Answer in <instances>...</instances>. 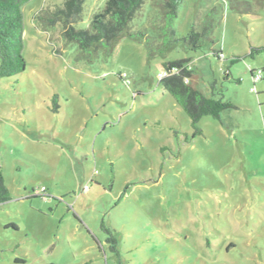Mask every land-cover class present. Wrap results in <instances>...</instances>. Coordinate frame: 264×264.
<instances>
[{
    "label": "rangeland",
    "instance_id": "obj_1",
    "mask_svg": "<svg viewBox=\"0 0 264 264\" xmlns=\"http://www.w3.org/2000/svg\"><path fill=\"white\" fill-rule=\"evenodd\" d=\"M107 1L87 0L75 28L90 30ZM64 2L24 5L26 69L0 80L10 192L0 205V264H264V81L251 74L264 53L250 56L264 47V0H239L252 15L228 0H181L180 36L218 11L215 44L196 52L179 44L150 58L125 37L85 59L62 24L37 20ZM162 24L149 0L131 31L159 40ZM179 60L190 62L194 89L236 107L202 118L200 135L160 84L164 63Z\"/></svg>",
    "mask_w": 264,
    "mask_h": 264
},
{
    "label": "trees",
    "instance_id": "obj_2",
    "mask_svg": "<svg viewBox=\"0 0 264 264\" xmlns=\"http://www.w3.org/2000/svg\"><path fill=\"white\" fill-rule=\"evenodd\" d=\"M30 0H0V80L16 77L24 73L26 61L24 51V13L23 7ZM149 0H108L104 11L93 16L91 29L87 31L77 30L75 25L82 20L84 5L87 0H65L62 7L55 10L44 9L37 15V20L47 29L63 26V38L67 45L77 44L80 50V58L85 59L86 53H97L100 49H108L112 53L122 38L144 43L150 58L164 55L179 44L193 52L202 50L205 43L215 44L214 33L220 20L216 21L218 11L213 9L205 18L200 30L192 27L185 36H180L175 29V22L179 17L181 0H156V6L162 13L163 24L159 26L160 39L151 40L141 31H131V24L137 13ZM230 6L240 14L252 15L250 8L242 11L239 0H228ZM264 53V47L251 48L250 56ZM214 56L221 58L222 52L213 50ZM240 58L231 61V65L240 62ZM188 60H179L164 63V74L160 81L161 86L184 110L195 129V135L202 134L198 128L199 122L204 117L221 119V114L236 107L231 102H226L221 95L216 98L214 86L212 98H208L200 91L194 89L189 80L193 76V70L188 67ZM263 74L264 68L260 71ZM252 78L257 72L252 71ZM231 76L230 67L225 74V80ZM240 83V80L236 81ZM222 93V92H221ZM58 98V97H56ZM10 192L5 185L2 169L0 167V205L8 202ZM111 247L117 253L115 242Z\"/></svg>",
    "mask_w": 264,
    "mask_h": 264
},
{
    "label": "built area",
    "instance_id": "obj_3",
    "mask_svg": "<svg viewBox=\"0 0 264 264\" xmlns=\"http://www.w3.org/2000/svg\"><path fill=\"white\" fill-rule=\"evenodd\" d=\"M262 77H263V74H262V72H258L255 76H254V82L255 83H258V82H260L261 80H262Z\"/></svg>",
    "mask_w": 264,
    "mask_h": 264
}]
</instances>
